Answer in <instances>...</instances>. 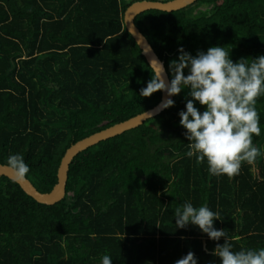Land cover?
Listing matches in <instances>:
<instances>
[{
    "label": "trees",
    "instance_id": "16d2710c",
    "mask_svg": "<svg viewBox=\"0 0 264 264\" xmlns=\"http://www.w3.org/2000/svg\"><path fill=\"white\" fill-rule=\"evenodd\" d=\"M135 1L0 0V164L21 154L38 191L52 189L73 143L161 100L160 90L139 96L153 69L125 27ZM200 5L211 7L195 12ZM134 24L167 73L181 47L195 55L222 45L233 62L264 55V0H196L171 12L146 10ZM186 92L78 153L66 195L53 205L0 177V264H101L104 255L111 264H174L189 251L197 264H219L212 250L223 237L175 227L174 208L185 201L220 214L214 227L233 251L264 247V155L242 162L232 177L188 158L178 116ZM256 109L261 134L253 146L264 153V96Z\"/></svg>",
    "mask_w": 264,
    "mask_h": 264
},
{
    "label": "clouds",
    "instance_id": "9594fccd",
    "mask_svg": "<svg viewBox=\"0 0 264 264\" xmlns=\"http://www.w3.org/2000/svg\"><path fill=\"white\" fill-rule=\"evenodd\" d=\"M178 53L169 62V79L164 75L163 65L155 59L151 61L156 67L146 86L139 90V96L148 97L157 90L164 92V99L154 109L159 112L174 105L170 97L187 89L184 109L178 112L179 125L186 130L183 133L188 141L186 156L194 157L198 164L206 163L213 176L238 175L242 162L252 163L264 155L253 146V136L261 134L256 102L264 96V55L241 57L233 62L230 49L222 45L198 50L195 55L181 47ZM196 102L203 106L202 111L195 106ZM146 114L152 117L151 113ZM6 164L16 180L25 179L30 171L21 154H10ZM173 219L176 228L193 225L211 240L223 237L224 243L212 250L219 264H264V247L232 250L224 229L214 227V220L221 219L220 214L206 204L196 207L185 201L174 208ZM111 261L110 255L101 258V264ZM174 264H197V258L189 251Z\"/></svg>",
    "mask_w": 264,
    "mask_h": 264
},
{
    "label": "water",
    "instance_id": "95a60500",
    "mask_svg": "<svg viewBox=\"0 0 264 264\" xmlns=\"http://www.w3.org/2000/svg\"><path fill=\"white\" fill-rule=\"evenodd\" d=\"M195 1L196 0H167V1L141 0V1L133 2L130 6H128V8L124 12L125 27L128 30V32L131 34L137 45L140 47L142 54L145 57L147 63L154 71L156 65L152 64L151 61L155 59L158 62H160L164 67L165 70L164 75L166 79H169V77L167 75L164 62L154 52L153 47L150 45L146 37L134 24V18L138 14L146 10L157 9V10L171 12L184 8ZM164 97H165V93L162 92L161 101L151 109L139 113L125 121L113 124L95 133H92L91 135L76 141L70 147H68L63 157L61 158L57 170V181L49 192L43 193L38 191L27 177L23 180H16L12 170L5 164H0V177L5 176L10 180L14 181L15 183H17L20 186V188L25 192V194L32 197L36 202L46 205H53L61 201L66 195L65 188H66L69 164L78 153L102 140H106L111 137L122 134L125 131H128L130 129H133L141 125L147 119L157 116L164 109L159 112H154V109H156V107L162 102ZM170 98L173 99V96ZM146 113H151L152 117L148 116Z\"/></svg>",
    "mask_w": 264,
    "mask_h": 264
},
{
    "label": "rangeland",
    "instance_id": "374dc122",
    "mask_svg": "<svg viewBox=\"0 0 264 264\" xmlns=\"http://www.w3.org/2000/svg\"><path fill=\"white\" fill-rule=\"evenodd\" d=\"M138 1H141V0H138ZM210 7L211 6L200 5L198 8H196L195 12H198L199 10H209ZM161 97H162V91H161ZM68 196L70 197L71 196V193H69Z\"/></svg>",
    "mask_w": 264,
    "mask_h": 264
}]
</instances>
